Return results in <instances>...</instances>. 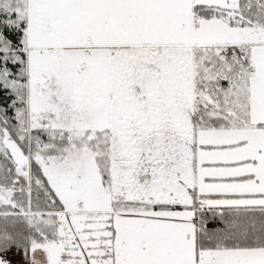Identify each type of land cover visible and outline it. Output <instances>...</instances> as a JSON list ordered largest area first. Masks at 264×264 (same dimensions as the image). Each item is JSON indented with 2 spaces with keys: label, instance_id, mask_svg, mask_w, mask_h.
Wrapping results in <instances>:
<instances>
[{
  "label": "snow or ice",
  "instance_id": "snow-or-ice-1",
  "mask_svg": "<svg viewBox=\"0 0 264 264\" xmlns=\"http://www.w3.org/2000/svg\"><path fill=\"white\" fill-rule=\"evenodd\" d=\"M0 264H264V0H0Z\"/></svg>",
  "mask_w": 264,
  "mask_h": 264
}]
</instances>
